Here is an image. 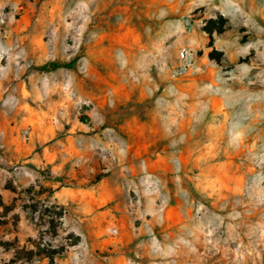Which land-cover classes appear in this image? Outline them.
I'll use <instances>...</instances> for the list:
<instances>
[{
  "label": "rangeland",
  "instance_id": "rangeland-1",
  "mask_svg": "<svg viewBox=\"0 0 264 264\" xmlns=\"http://www.w3.org/2000/svg\"><path fill=\"white\" fill-rule=\"evenodd\" d=\"M0 264H264V0H0Z\"/></svg>",
  "mask_w": 264,
  "mask_h": 264
},
{
  "label": "trees",
  "instance_id": "trees-1",
  "mask_svg": "<svg viewBox=\"0 0 264 264\" xmlns=\"http://www.w3.org/2000/svg\"><path fill=\"white\" fill-rule=\"evenodd\" d=\"M72 65H73V63H69V64H65V65H63V67H65V68H71L72 67ZM57 67H59V65H57V64H50L49 66H44V67H41L39 70H48L49 68L50 69H52V68H57Z\"/></svg>",
  "mask_w": 264,
  "mask_h": 264
}]
</instances>
